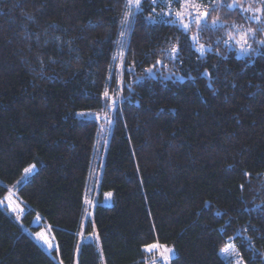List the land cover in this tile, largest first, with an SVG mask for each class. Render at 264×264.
Segmentation results:
<instances>
[{
    "label": "trees",
    "instance_id": "1",
    "mask_svg": "<svg viewBox=\"0 0 264 264\" xmlns=\"http://www.w3.org/2000/svg\"><path fill=\"white\" fill-rule=\"evenodd\" d=\"M124 4L0 0V200L17 186L25 210L18 221L0 206V264H145L144 245L157 240L175 252L170 264H228L229 244L244 264H264V46L242 57L224 29L205 30L200 56L191 34L144 0L120 84ZM223 5L209 17L257 26ZM119 93L87 219L101 130L79 114H103ZM38 217L52 253L29 234L42 230Z\"/></svg>",
    "mask_w": 264,
    "mask_h": 264
},
{
    "label": "rangeland",
    "instance_id": "2",
    "mask_svg": "<svg viewBox=\"0 0 264 264\" xmlns=\"http://www.w3.org/2000/svg\"><path fill=\"white\" fill-rule=\"evenodd\" d=\"M144 0H141V6ZM151 1V0H150ZM192 3L198 4L201 7L199 8V11H203L204 8H207L209 10V15L212 12L211 11V7L213 4H215L218 7H220L219 5L222 4H239L242 5L244 8L247 7H251L253 9L252 12H244L241 10V8H239L243 13L249 14L250 17L254 14V11L256 8H261L264 9V2H262V0H191ZM162 4H167V7H162ZM155 6H160V11L156 12L155 18L157 20L160 21H164V20H171L173 21L174 19H176L174 17V15L169 14V15H165V13H169V8H171L174 12H180L182 17H187L189 14V7H190V3L189 0H179V3H176L175 0H158V3L155 4ZM140 12V11H139ZM139 12H135L134 10V15H130L129 16V22L127 24H125L122 28V31L125 32V35L123 37L120 36L119 41H118V45H117V49H116V53H115V59H114V67L117 70V72L119 73L118 77H119V81L120 84H122V77H123V67H124V59H125V55H126V51L128 48V43H129V36H130V31L132 28V23L133 20L135 18V16L139 13ZM264 18V15H260V19L262 22V19ZM217 17H208L209 23L212 22V20H217ZM154 20V18H153ZM220 21V19H218ZM187 19H184V23H187ZM250 22V21H249ZM251 23L254 25L257 24L254 20L251 21ZM179 24V23H177ZM224 24V23H223ZM180 25V24H179ZM226 29H224L225 33L228 31H233L232 26L233 25H226ZM199 25L197 26H190V30L188 31V33L191 34V37L193 36H197L200 34L199 31ZM241 32L248 30V29H254L256 30V40H258V27L260 28V24H257L256 27L252 26H237ZM182 28V27H181ZM233 35H235V32L233 31ZM248 43H250L252 45V48L257 50L261 45L255 43L253 40L249 39ZM199 44H202L200 42L199 39ZM199 44L195 45L196 48L199 47ZM238 51V49H236ZM239 52V51H238ZM240 56L242 57H246L245 55L240 54ZM122 91V88L120 87V92ZM113 101H115V103L113 104ZM122 103V97H121V93L117 94L114 99L111 100V106L110 108L105 111L103 114H95V113H82L79 114V118L80 119H86V120H93L96 121L99 124L101 133H100V138H99V142L97 145V150H96V162L95 165L93 167V171H92V176L90 179V183L87 189V193H86V197H85V201H86V217L87 219H90L92 216V213L95 209V207L98 204L99 201V195H100V182H101V178H102V170H103V165H104V159H105V153H106V148L108 146L109 140H110V136H111V131H112V127H113V113L115 112V110L120 107ZM35 172V168L33 169L32 173L30 175H25L24 179L21 180V184L24 183L32 174H34ZM17 189L18 187H13L9 190V193L6 197L11 196V207L8 206L9 204V200L7 199H3L5 202L2 206L6 207L16 218L18 221H21L24 214H25V210H24V206L21 203V201L18 198L17 195ZM112 202V195L107 194L105 196V204L107 206H110ZM12 208H16V212L12 211ZM22 210V211H21ZM35 226L36 227H42V230L38 233H43L51 242L53 245L55 244V240L53 237V234L51 232V229L44 224V222L41 220V218H37L35 220ZM37 233V234H38ZM29 234L32 236V238L38 242L41 246H43L49 253H52L56 250L57 247H52L49 248L48 244H46L42 239H40V237L37 234H32L29 232ZM93 239H98L97 234H95L94 236L91 237H84L82 236V240L83 242L85 241H92ZM231 246L234 251L231 253V255H227L222 253L221 251V256L224 260L227 261L228 264H237L238 260H242V258L239 256L238 251L235 247L234 244H229L226 247ZM100 248V246H99ZM174 252V251H173ZM148 257L147 260L145 261V264H154L155 261L158 260L159 258V254L158 253H147ZM175 257V253L174 255L171 257V259H169L167 261V264H170L171 260ZM243 261V260H242ZM104 264V261H103ZM244 264V261H243Z\"/></svg>",
    "mask_w": 264,
    "mask_h": 264
},
{
    "label": "snow or ice",
    "instance_id": "3",
    "mask_svg": "<svg viewBox=\"0 0 264 264\" xmlns=\"http://www.w3.org/2000/svg\"><path fill=\"white\" fill-rule=\"evenodd\" d=\"M152 4L155 5L158 3V0H151ZM176 3H179V0H175ZM264 2V0H262ZM190 7H189V14L187 17H182L180 12H174L171 8H169V13H165V15L172 14L176 19L172 21V23L176 24L179 23L180 26L183 28V30L187 33L190 30V26H197L199 25V31H218L220 29H226V26L223 24L222 21L212 20L211 23H209L208 17H209V10L207 8H204L203 11H199V8L201 7L198 4L192 3L191 0H189ZM162 7H167V4H162ZM224 7L228 9H236L241 8L244 12H252L253 9L249 6L247 8H244L242 5L239 4H225ZM124 7L126 11L124 12L123 19L121 20V26L127 24L129 22V16L134 15L135 12H139L141 10V0H125ZM153 11L155 9L153 8ZM211 11L214 13L218 11V8L215 4L212 5ZM260 15H264V9L256 8L254 11V14L249 17L250 20H254L257 24H261ZM187 19V23H184V19ZM233 31L235 32V35H233V31L227 32V38L224 39L222 42L229 47L230 50H236L238 49L239 54L248 56L251 55L255 49L252 48V45L248 43L249 39L253 40L255 43L264 46V40H256V30L254 29H248L243 32L240 31V29L236 26H232ZM261 32H264V26L260 28ZM125 35L124 31L120 32V36L123 37ZM192 44L197 45L199 44V35L193 36L191 38ZM219 43V42H218ZM209 49L206 48L203 44H199V47L195 48V51H197L200 56L205 55V53ZM178 50L173 47L172 52L175 53ZM115 59V57H114ZM105 97L108 96V92L106 91L104 93ZM115 101H113V104ZM35 168V165H33L30 168H25L24 173L25 175H30ZM111 195V194H109ZM5 199L9 200L8 206L11 207V199L12 197H6ZM4 200H0V206L4 204ZM13 212H16V208H12ZM22 211V210H21ZM39 219V217H38ZM40 239H42L46 244H48L49 248L52 247H58L56 245H53L52 242L43 234L38 233L37 234ZM144 251L147 253H158L159 258L157 261L154 262V264H167V261L171 259V257L174 255V252L172 249H169L167 245L160 243L158 240L154 243H149L144 245ZM222 253L231 255V253L234 251V249L231 246L225 247L222 250ZM237 264H243L242 260H238Z\"/></svg>",
    "mask_w": 264,
    "mask_h": 264
},
{
    "label": "crops",
    "instance_id": "4",
    "mask_svg": "<svg viewBox=\"0 0 264 264\" xmlns=\"http://www.w3.org/2000/svg\"><path fill=\"white\" fill-rule=\"evenodd\" d=\"M93 236H94V235H93ZM87 238H88V237H87ZM93 240H95V239H93ZM93 240H92V241H93ZM82 241H83V240H82ZM85 242H90V241H85ZM55 244H56V242H55ZM56 246H57V244H56ZM56 249H57V248H56ZM174 253H175V252H174Z\"/></svg>",
    "mask_w": 264,
    "mask_h": 264
}]
</instances>
